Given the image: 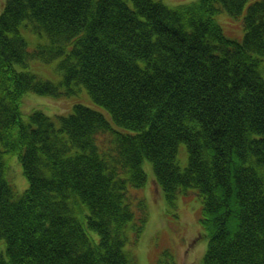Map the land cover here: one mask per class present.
<instances>
[{
    "label": "trees",
    "instance_id": "obj_1",
    "mask_svg": "<svg viewBox=\"0 0 264 264\" xmlns=\"http://www.w3.org/2000/svg\"><path fill=\"white\" fill-rule=\"evenodd\" d=\"M220 5L243 16V40L217 22ZM23 24L48 43L30 48ZM36 58H60V81L27 69ZM80 85L104 110L77 102L58 126L41 109L24 118L27 92ZM13 155L29 180L21 193ZM146 161L170 202L191 188L203 200L202 264H264V0H6L0 264H136Z\"/></svg>",
    "mask_w": 264,
    "mask_h": 264
},
{
    "label": "rangeland",
    "instance_id": "obj_2",
    "mask_svg": "<svg viewBox=\"0 0 264 264\" xmlns=\"http://www.w3.org/2000/svg\"><path fill=\"white\" fill-rule=\"evenodd\" d=\"M167 5H179L195 0H159ZM5 0H0V14L4 11ZM223 27L225 34L236 40H243V16L235 17L220 5V11L215 16ZM21 33L29 41L30 48L38 47L40 43H48L45 34L37 33L32 26H21ZM60 58L44 61L41 58L31 59L27 69L36 72L44 79L55 82L62 78L57 68ZM21 69L25 68L22 65ZM75 88V87H74ZM65 89V87H63ZM76 92L61 96L39 94L29 91L21 100V111L25 119L36 109H41L50 116L58 126L60 114L68 115L73 111L75 103H84L95 109L104 108L97 104L84 85L76 86ZM107 113V112H106ZM109 115V113H107ZM178 159L180 166L188 164L189 152L186 143L179 146ZM9 177L14 189L22 192L29 186L22 164L17 155L9 158ZM150 167V169L148 168ZM149 175L148 183L140 188L148 206L147 223L138 241L132 246V254L136 264H202L207 248V237L201 222L203 200L195 188L180 192L177 198L170 202L155 180L152 163L145 162ZM161 191V192H160ZM162 194V195H161Z\"/></svg>",
    "mask_w": 264,
    "mask_h": 264
}]
</instances>
